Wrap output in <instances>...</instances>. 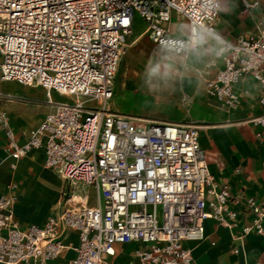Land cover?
Listing matches in <instances>:
<instances>
[{"label": "built area", "instance_id": "built-area-1", "mask_svg": "<svg viewBox=\"0 0 264 264\" xmlns=\"http://www.w3.org/2000/svg\"><path fill=\"white\" fill-rule=\"evenodd\" d=\"M218 0H0V81L42 87L72 99L51 101L50 110L18 143L0 112L4 151L17 160L41 149L43 165L59 175L70 200L79 186L101 197L96 206L78 204L50 215L42 226L21 229L14 197L0 195V264H46L77 233L68 264H109L114 245L138 242L139 264H196L186 241L203 238L204 221L235 226L230 193L218 186L199 144L197 123L132 120L109 109L113 79L135 15L160 45L172 35L164 23L170 11L189 24L214 28ZM254 4V3H253ZM250 5V4H249ZM252 54V62L225 55L205 93L225 108L238 104L232 84L249 75L260 86L264 125V33L229 41ZM89 103V105H87ZM242 235L264 231V207L253 198ZM130 207L134 209L130 210ZM160 207L161 218L157 208Z\"/></svg>", "mask_w": 264, "mask_h": 264}, {"label": "crops", "instance_id": "crops-1", "mask_svg": "<svg viewBox=\"0 0 264 264\" xmlns=\"http://www.w3.org/2000/svg\"><path fill=\"white\" fill-rule=\"evenodd\" d=\"M218 3L226 5L227 10L218 11L214 29L226 40L264 33V0H218ZM173 18L188 25L187 19L171 10L169 21L164 26L172 36L175 35L170 26ZM145 26L141 17H133L132 31L126 38L114 75L109 109L143 122L199 124V144L204 151L208 171L218 186H227L230 193L227 205L236 213L234 220L229 219L228 222L236 225L227 226L206 219L203 238L186 241L184 246L190 250L196 264H264V231L245 235L241 232L252 217L243 206L245 200L251 197L264 207V125H255L251 121L260 113V86L249 75L241 77L232 84V91L238 95V104L234 108H225L209 97L204 89L205 79L213 78L222 66L219 59L197 79L178 83L170 93L159 96L140 89L145 65L159 47L146 35ZM1 82L4 86L0 89V112L5 113L16 141L22 143L27 131L50 110V104L37 94L18 96L17 83ZM18 100L33 101L35 109L18 108ZM5 142L6 134L0 126V195L11 194L14 197V217L21 229L31 224L42 226L50 215H59L66 208L78 204L93 207L100 202L101 197L96 191L86 186L75 188L72 198L66 200L62 194L66 183L46 168L54 180V187L50 195L45 196V209L35 210L21 194L22 190L18 192V164L32 152H39L44 166L43 151L32 149L24 157L13 160L4 151ZM64 243L68 248L46 264H68L74 256L72 247L77 244V233L68 231ZM141 247L134 241L118 243L114 245V255L108 258V262L139 264L136 250Z\"/></svg>", "mask_w": 264, "mask_h": 264}, {"label": "clouds", "instance_id": "clouds-1", "mask_svg": "<svg viewBox=\"0 0 264 264\" xmlns=\"http://www.w3.org/2000/svg\"><path fill=\"white\" fill-rule=\"evenodd\" d=\"M219 11L227 6L216 3ZM175 35L161 41L145 65L140 89L162 96L175 90L178 83L195 80L202 72L225 55L242 57L252 62V54L226 40L206 24H180L173 28Z\"/></svg>", "mask_w": 264, "mask_h": 264}, {"label": "rangeland", "instance_id": "rangeland-1", "mask_svg": "<svg viewBox=\"0 0 264 264\" xmlns=\"http://www.w3.org/2000/svg\"><path fill=\"white\" fill-rule=\"evenodd\" d=\"M180 24L186 25L185 22L173 18L170 26L173 30L175 26ZM3 86V83L0 81V89ZM32 94H37L38 97L45 98L46 100L50 99L51 101H72L69 97H65L56 92H51L48 96L46 91L41 87L18 84V96H29ZM87 105H89V103ZM18 108L35 109V103L33 101L18 100ZM53 187L54 180L50 172L42 166V158L39 152H32L20 164H18V192H21L22 190L21 194L25 200L35 208V210L38 211L45 209L47 205L45 196L50 195ZM132 209L134 208L130 207V210ZM157 214L160 219V207L157 208Z\"/></svg>", "mask_w": 264, "mask_h": 264}]
</instances>
